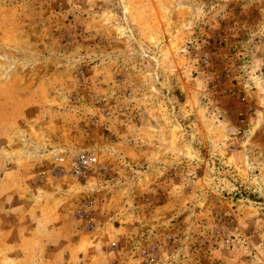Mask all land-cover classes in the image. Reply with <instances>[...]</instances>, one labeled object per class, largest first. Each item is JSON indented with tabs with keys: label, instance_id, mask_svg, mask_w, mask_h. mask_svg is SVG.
Wrapping results in <instances>:
<instances>
[{
	"label": "rangeland",
	"instance_id": "374dc122",
	"mask_svg": "<svg viewBox=\"0 0 264 264\" xmlns=\"http://www.w3.org/2000/svg\"><path fill=\"white\" fill-rule=\"evenodd\" d=\"M0 264H264V0H0Z\"/></svg>",
	"mask_w": 264,
	"mask_h": 264
},
{
	"label": "built area",
	"instance_id": "2783aa9c",
	"mask_svg": "<svg viewBox=\"0 0 264 264\" xmlns=\"http://www.w3.org/2000/svg\"><path fill=\"white\" fill-rule=\"evenodd\" d=\"M68 161L67 165V172L74 173L75 175H83L86 173L87 170L95 167L97 165V158L91 153L81 152L76 156H71L66 158L65 155L63 156H56L54 163L56 169L60 171H64L66 168L64 161Z\"/></svg>",
	"mask_w": 264,
	"mask_h": 264
}]
</instances>
